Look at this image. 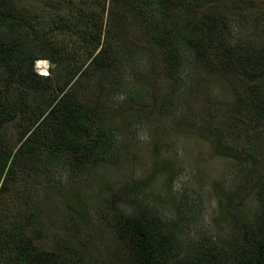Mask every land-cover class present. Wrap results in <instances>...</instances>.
Segmentation results:
<instances>
[{
    "label": "trees",
    "instance_id": "trees-1",
    "mask_svg": "<svg viewBox=\"0 0 264 264\" xmlns=\"http://www.w3.org/2000/svg\"><path fill=\"white\" fill-rule=\"evenodd\" d=\"M25 1L0 0V69L5 66L0 71V181L4 174L6 177L2 194L8 190V179L18 174H33V179H41L53 169L87 170L106 159L113 132L99 114L101 103L88 104L80 99L79 82L95 74L116 80L117 65L113 63L117 57L101 40L103 36L120 35L128 20L145 31L151 51L159 57L156 66L168 77L176 75L185 53L197 68L229 87L233 99L221 105L231 110L236 126L246 136V147L235 159L249 169L245 183L225 195L227 202L222 210L233 224V236L222 244H197L180 254L176 229L167 226L158 212L140 209L129 214L121 208L128 199L137 197L140 185L134 183L113 194L110 200L108 222L118 244L116 255L121 256L120 262L108 258L102 261L91 252L93 240L86 212L80 202L74 201L75 197L70 199L76 203L69 207L71 227L59 246L41 243L43 229L36 226L33 218L23 225L16 222L10 231L0 229V262L264 264V36L256 46L241 47L228 39L227 20L231 14L239 16L244 7L251 9L259 22L264 19V0H78L79 8L74 4L77 0H62L76 22L66 16L65 22L58 24L47 17L48 32L63 38L55 43L58 45L64 43L62 34L71 31L72 37L86 44L87 63L81 62V67L71 76L69 73L71 78L58 83L57 88L34 86L33 80L42 77L34 71L32 59L20 55L21 45L50 43L48 37L46 40L38 33L36 16L28 9L33 8L34 1ZM43 8L42 15L51 14L47 9L54 10V14L62 11L58 2L47 0ZM73 28L79 31L72 32ZM71 55L68 57L74 61ZM20 59L33 65L25 73L12 66ZM13 77L22 80L19 87L11 84ZM11 122L18 125L17 129L4 130V125ZM253 195L257 206L255 215L248 220L239 207ZM237 197L241 199L235 204Z\"/></svg>",
    "mask_w": 264,
    "mask_h": 264
},
{
    "label": "rangeland",
    "instance_id": "rangeland-1",
    "mask_svg": "<svg viewBox=\"0 0 264 264\" xmlns=\"http://www.w3.org/2000/svg\"><path fill=\"white\" fill-rule=\"evenodd\" d=\"M33 1V8H28L30 14L36 16L40 36L48 37L50 43H26L20 46V55L31 58L34 71L44 78L33 80L34 86L57 88L58 83L71 78L81 62L87 63V47L77 36L72 37L71 31L62 34L64 43L58 45L55 43L63 38L49 34L47 17L58 24L65 22L66 16L74 22L75 15L62 0H47L58 2L62 8L55 14L47 9L50 15H42L46 0ZM74 4L80 7L78 0ZM251 12L242 7L239 16L234 13L227 19L228 39L241 47L256 46L264 36V19L258 22L259 17ZM77 30L73 28L72 32ZM115 35L103 36L101 42L117 57L113 63L117 65L116 80L95 74L79 82L80 99L88 104L99 101V114L113 132L106 159L87 170L53 169L41 179L18 174L8 179V190L2 194L4 174L0 181V229L10 231L14 223L23 225L33 218L43 229L41 243L59 246L71 227L69 207L76 203L70 199L75 197L86 212L93 240L91 252L102 261L108 258L120 262L118 244L108 222L110 200L113 194L135 183L140 185L137 197L128 199L121 208L129 214L140 209L158 212L167 226L176 229L180 254L197 244L230 240L233 224L222 210L227 202L225 195L245 183L249 167L235 159L246 147V136L236 126L231 110L221 105L233 99L229 87L197 68L185 53L176 75L168 77L159 71V57L151 51L145 31L133 20ZM70 54L74 61L68 57ZM12 66L25 73L33 65L20 59ZM21 81L13 77L11 84L19 87ZM17 127L6 123L4 130L14 131ZM261 141L264 158V138ZM240 199L235 198L234 203ZM256 206L253 195L239 211L249 220Z\"/></svg>",
    "mask_w": 264,
    "mask_h": 264
}]
</instances>
